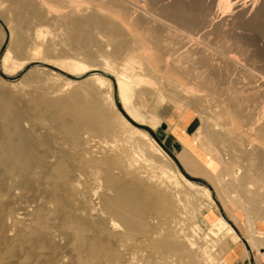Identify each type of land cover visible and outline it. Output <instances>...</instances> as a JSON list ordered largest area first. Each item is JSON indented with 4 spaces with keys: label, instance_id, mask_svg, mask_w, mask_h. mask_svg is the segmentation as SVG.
Instances as JSON below:
<instances>
[{
    "label": "rangeland",
    "instance_id": "obj_1",
    "mask_svg": "<svg viewBox=\"0 0 264 264\" xmlns=\"http://www.w3.org/2000/svg\"><path fill=\"white\" fill-rule=\"evenodd\" d=\"M140 1L141 0H81L80 2L83 3L82 5H88L87 7L91 6L95 9L100 8L99 10L108 11V13L118 15L119 17L110 20L112 25L110 29H101L100 31L89 30L87 34H81L75 31L73 34V32L69 33L70 31L67 30V27L54 21L61 7V5H59V0H41L40 5L42 7L40 6V8L42 9L39 8V10L42 13V18L40 21H37V19H34L26 12L21 14L20 20L17 19L14 12L11 10V1L0 0V107H11L20 115L21 128L25 131V134H27L26 139L29 144L32 143L30 145L35 146L36 157L34 155L31 158L36 160L38 159L37 157L40 156V158H42L45 155L48 161H52L44 168V171L43 169L37 168L36 170H38V172L36 174L35 169L29 167L30 169H28L25 177H17L12 181L10 179L6 180V176L0 173V264H78V245L73 234L74 224L71 218L76 221V224L88 226V230L84 232L85 238H90L97 234L99 238L103 240L109 256L99 260L96 264H176L169 256L152 253L147 244L148 241H146V239L144 240L141 235L137 234L132 237H123L124 228L121 222L117 219L113 222L112 218L102 213L104 209L103 205L100 199L93 195L94 191L96 192L98 188L100 190L102 188L104 189L105 186L103 183L100 185L98 184L99 186L92 184V181H90L92 171L90 172L83 167L84 162L82 158H85L84 155L88 156L89 153L106 155L108 152L112 154L113 151L111 152V149H109L112 148L110 147L111 144H113L111 145L113 147H118L116 148L118 152L127 149L124 142L125 140L122 139L124 135H121L122 130L119 127L118 120H116L117 116L111 101L105 103L103 111L111 121L114 133L103 134V132L101 133L100 130H97L95 133L90 132V134H88L89 131L83 129L84 133L81 132V130L75 137L67 134V129L73 126L76 120L80 118L81 111L79 110L82 109V105L84 103L88 104L100 101L101 96L108 95V91H111L112 101L121 116L129 122L131 126L149 134L151 139L157 143L159 148H161L166 155L167 162L170 163L176 171L178 169L187 180L199 187L207 188L210 191V197L208 198L203 189L198 188L192 190L178 175V179L183 185L179 199L175 194H167L166 197L169 199V204L166 205L159 196L147 195L145 203L148 207L147 215L148 217L154 218L156 222L153 229L154 232L166 233L170 231L173 233L174 231L184 230L185 234L188 233V235L193 238L202 236L203 240L200 239L201 241L197 243L199 248L196 246L193 248L195 252L194 250L191 251L192 257L194 261H196L195 264H204L203 259L200 254H198L200 253L198 250L201 249V245L202 247L205 246L204 237L209 233V228L217 217H222L226 221L228 226L233 229L234 236L219 241V238L209 234L210 238H207V240L210 239L208 240L209 242H218L217 246H215L216 249L213 251L216 257V262L214 264H225V261H227L226 251L230 247L232 241L235 242L239 239L240 233H243L248 240L247 225H249V223H257L255 224L256 228L258 227L260 232H264V222L259 221L258 215L247 211L234 201H228L224 198L222 191H220L218 183L215 180L219 170L211 164L212 160L209 159V156L205 153L201 146V142L196 140L198 136H201L200 134L196 135L198 128L201 127L199 117L193 119L189 130L190 137L179 136L184 146L181 147L178 153L169 152L162 142L159 141L154 131L162 122L157 116L161 111H166L169 114L172 113V121L167 120L170 130L172 124H174L173 130L176 127L181 130L184 129L186 126L181 123L179 117L183 115L186 116L187 114L184 110L179 109H181L180 107L182 106H186V100H189L194 94L193 96L203 99L202 102L205 106L207 105L208 114L214 117L218 114L221 115H218L219 122L225 129L231 128V126H229L231 125V120L229 119L235 112L242 118L244 124L243 132H245L246 135L244 134L243 137H241L242 139L239 141V144H241H238L237 148L229 149L230 147H227V143L222 141L213 146L214 150L218 149L216 151L219 152L220 149L224 152L223 154V152L220 151L221 155L224 156V160L228 162L230 159L231 161L233 154H238L239 151L241 155L248 158L251 155L250 152L253 151V146L261 144V142L258 143L255 140H257L256 134L262 129V126H264V17H262L264 16V8L261 7L264 5V1H262L263 4H261V0H253L254 2H252V0H216L215 2H213L214 0H205V8H203V10L205 9L206 13H203L204 11H201V13H203V16L206 15V19L203 16L202 18L205 19V23H207L209 20H212V16L213 18L215 17V19L206 24L205 39L200 38L202 36H197L196 32V35L187 31L182 32L183 30H178L177 27L170 22L160 20V16H157L158 14L155 15L154 12L147 11L148 8L146 6L144 7L142 3H139ZM186 1L188 2V0ZM190 2L191 0L188 3ZM255 2L258 3L256 4ZM250 4H252L251 7ZM259 4H261V6H259ZM206 6L208 8H206ZM256 7H259V10H256ZM48 8L51 10H47ZM209 9L216 12L212 14V11H210L209 13ZM248 9L252 10V12L255 10L258 14H262H259V16L256 14L257 24L256 21H254V17L256 16L250 18V20H253L252 22H255H251V24L248 22L249 19L247 20V18H245L246 15L243 16V12ZM53 10H55L54 13ZM49 11H51V13ZM249 12L250 11H247V13ZM45 13H47V16L44 17L43 15H45ZM208 13L210 15L212 14V16L210 17ZM142 14L147 16L148 21L141 20ZM245 21L246 24H244ZM213 22L215 24L216 22L217 24L220 22L218 25L224 28L220 27L221 29H219L217 25L215 27ZM247 22L250 26H246ZM127 24L131 27H136L140 32L139 34L143 32L140 37L146 38V40L148 39V44H151V46L154 44L153 42L158 40H162L160 41L162 44L167 40L168 42L164 44H171L173 48H180L174 52L167 50L162 51V53L165 52L163 55L167 53L166 58L167 55H169V58L172 57V59L174 57L173 60H178L179 66H182L181 73L172 71L176 74L174 75V73L170 71L171 74H169V76L174 80L178 79L181 81L180 83L184 85L183 87L186 88L188 93L184 92V96H182V94L178 95L180 93H176L177 95L174 93L173 88L175 87V83L171 81V83L168 82L167 78L161 79V75H163L164 72L167 74L165 69H153V67H149L146 62H139L138 60H135L136 63L128 62L131 56L128 55L130 54L129 51L123 52L121 50L118 51V53L116 52L117 50L114 48L115 43H123L130 40V31ZM150 27L151 29H149ZM159 27L162 28L160 31L158 30ZM213 27H215V29ZM164 28L166 31H164ZM168 31L176 34H170ZM160 32H162L161 35ZM167 32L171 36L168 35ZM38 33H42L43 35L41 34V36ZM112 35L117 37L114 38ZM181 35H186L188 37H182ZM166 36H169L168 39L170 41ZM172 36L177 40L179 37L178 41L180 43L174 39L172 41ZM196 36L198 38H196ZM185 38H190L186 41L187 43L184 41ZM177 44H179V46H177ZM186 44L192 46L188 47ZM19 45L23 46L22 48L26 50L22 51L23 49H19ZM193 45H195V47ZM35 48L38 49V51ZM10 49H12L13 58L10 61V68H8V71H5L1 61L2 57ZM198 49H202L201 52H207L208 55L210 54L215 64L214 68L208 64L203 66L198 63L200 59L198 58L200 56H196V54L198 55V52H200L196 51ZM186 50L188 51L186 52ZM177 52L178 54H176ZM24 53L26 54L23 55ZM186 55L188 57H186ZM189 56H193L195 60L197 58L198 64H196L195 60H192L193 58H190L192 62L187 60ZM178 58L182 60V63L179 62L180 60ZM62 61H78L77 63H83L84 67L81 64V69L79 68L78 71H76L77 68H73V71L71 69L72 67L68 70L67 68L70 66H62ZM226 61H231L233 66L225 65L227 64ZM46 62L57 67L48 66L45 64ZM222 62H224V64ZM17 63H20L22 66L18 68ZM104 63H109L112 68L109 64L107 65L109 67H107ZM185 63L187 66L186 70L183 69L186 68ZM193 63L195 65H193ZM180 64H184V66ZM123 65H127L130 71L133 72L131 84L135 87V90L137 89L136 92L134 91L135 95L132 100L133 102L131 101L133 104L131 102L128 104L125 102L121 103L122 98L120 99V92H118L119 88L116 83L114 68L116 70H121ZM197 65L201 67L197 69ZM224 66L228 67L225 68ZM183 72H185V74ZM94 77L108 81L109 86L104 87L106 90L103 88L101 90L102 93H99L98 84H96L97 81L93 80ZM110 85L111 88L108 89ZM141 92L143 93L141 94ZM238 92L241 97L238 96L236 99H239L240 104L242 103V109L239 111L235 109V111L230 102L239 95L236 94ZM139 93L142 96L139 95ZM137 95L139 97H137ZM233 96L234 98H232ZM179 102H181V106L177 105L180 104ZM48 103L54 105V109L53 107H47L52 106L51 104L48 105ZM58 103H60L62 107H56V105H60ZM98 112L99 110L93 111V113ZM202 116L205 117V112ZM214 117L212 118L213 122H215ZM228 117L229 119H227ZM163 124L166 125V123ZM63 127H66V131H64L65 128L63 129ZM218 129L216 133L217 131L218 133L222 131L220 128ZM259 137H261V135ZM242 140L243 144L245 143L244 145L242 144ZM104 143L105 146L107 145L106 148L103 145ZM89 146L92 147L90 148ZM95 146L99 148L96 147V149ZM128 147L130 148V146ZM238 147L240 148L238 149ZM148 148L150 147H147V151L149 152L150 150ZM237 149L238 152H235ZM150 155H152V153H150ZM47 156H49L50 159ZM51 156H53V159ZM58 158L62 159L64 162L65 168L62 169H65L66 173L62 169L59 170L64 172L65 176L66 174L67 176H73L75 174L79 176L80 173L83 174L79 177L82 180L80 184H78V187H72V189H70V187H68V180H61L63 179V177L61 178V174L63 175V173H60L58 169L57 171L54 168L55 160ZM157 158L158 157H156V159ZM203 158L210 161L202 165L201 161ZM240 162L238 166L247 165V162H243V160ZM33 166L32 167L35 168V165ZM49 167V174L46 176V168ZM80 169L83 172H81ZM139 169L140 167L138 170ZM142 170L140 169V171ZM147 170L148 169H146V171ZM40 171H42V175ZM53 171H55L56 176ZM56 179H58L57 182ZM84 183L87 185L85 184L84 186ZM51 199H53V201L55 200L54 203ZM179 200L182 205L178 203ZM94 209L96 210L94 211ZM37 210L42 214L43 224L45 225V229L43 230L36 228L34 223L35 216L38 213L35 214ZM85 255L86 253L82 251V256Z\"/></svg>",
    "mask_w": 264,
    "mask_h": 264
},
{
    "label": "bare ground",
    "instance_id": "obj_2",
    "mask_svg": "<svg viewBox=\"0 0 264 264\" xmlns=\"http://www.w3.org/2000/svg\"><path fill=\"white\" fill-rule=\"evenodd\" d=\"M10 1H11V10L14 12V15L17 19L20 20L21 14L23 12L30 14L34 19H37V21L38 20L40 21V19L42 18V13L39 10V8L41 6L40 5L41 0H10ZM80 1H77V0H59V3H60L59 5H61V7L58 10V13H57L58 15L54 18V21L61 24L62 26L67 27L68 28L67 30L70 31V32L68 31L69 33L73 32V34H74V32L76 31L77 33L79 32L81 34H87L89 30H95V31L96 30L100 31L101 29L107 30V29L112 28L110 20L113 18L119 17L118 15H113L111 13H108V11L99 10L100 8L95 9L91 6L87 7L88 5L87 6L82 5L83 3H81ZM85 1H87V0H85ZM189 1L190 0H188V2ZM209 1H207V2H209ZM215 1L216 0H214L213 2H215ZM262 1H264V0L260 1L261 4H263ZM188 2L186 0L185 1L184 0H141L139 3H142L144 5V7L146 6L148 8L147 11L149 10L152 13L154 12L155 15L158 14L157 16H160V20L170 22L171 24L175 25L178 30L179 29L183 30L182 32L187 31L189 33L191 32V34L192 33L195 34V32H196L197 36L198 35L202 36L200 38L203 39L205 37V29H206L205 27L207 26L206 24L209 21H212L213 19H215V17L213 18L212 14L215 13L216 11H213L210 9L208 10L209 13H210V11H212L211 15L208 13L210 15V17L212 16L211 17L212 20H209L210 19L209 18L208 19L209 21L207 23H205L206 22V20H205L206 15L205 14H204L205 16L202 15L203 13H206L205 9L203 10V8H205V0H191L190 3H188ZM207 2H206V4H207ZM252 2H254V1L252 0ZM247 3H246V5H247ZM215 4H217V3H215ZM261 4H259V6H261ZM44 5H45V3H44ZM251 5L252 4H250V7H251ZM83 6H85V7H83ZM261 7L264 8V5H262ZM206 8H208V7L206 6ZM248 8H249V6H248ZM40 9H42V8H40ZM49 9L50 8H48L47 10H49ZM56 9H58V8H56ZM251 9H253V8H251ZM255 9L259 10V7L258 8L256 7ZM54 11L55 10H53V13H54ZM201 11L202 12L204 11V12L201 13ZM247 11H250V12L247 13ZM49 12L51 13V11H49ZM243 13H244L243 16L246 15L245 18H247V20L249 19L248 22H250V24L253 21V20H250L251 17L256 16V14L258 16H259V14H261V13L258 14L257 11H255V10L252 12V10H249V9L245 10V12H243ZM43 16L44 17L47 16V13H45V15H43ZM141 16H142L141 17L142 21H148V18L146 15L142 14ZM202 16L205 19H203ZM243 16H242V18H243ZM262 17H264V16H262ZM256 18H257V16L254 17V19H255L254 21H256ZM46 19H47V17H46ZM260 19H261V17H260ZM44 21H45V19H44ZM149 22H151V21H149ZM167 22H165V23H167ZM248 22H247L246 26H250V25H248ZM259 22H258V24H259ZM219 23L220 22H218V24ZM252 23H255V22H252ZM218 24L216 22V24L214 26L216 27V25H217V27H219V29H221L223 26H221V25L219 26ZM244 24H246V21ZM256 24H257V21H256ZM228 26H229V24H228ZM127 27L130 31V40L127 42H123V43H119V42L115 43L114 48L117 50L116 52L118 53V51H121V50L123 52L129 51L130 54H128V55L129 56L131 55V56H130L128 62H135V60H138L139 62H146L149 65V67L151 66V67H153V69L154 68H159L160 70L162 68H163L162 70L165 69L167 71V74H165V72H164V74L161 75V79L167 78L168 82L171 81V82L175 83V87L173 88L174 93L175 94L180 93L178 95L182 94V96L185 95L184 92L188 93L186 88L183 87L184 85L182 83H180L181 81H179L178 79L174 80L171 78V76H169V74H171L172 71H175L176 73H178V72L181 73L180 71L182 69L181 68L182 66L181 67L179 66L178 60L177 61H176V59L173 60L174 57L172 59V57L169 58V55H167V58H166L167 53L165 55H163V53H165V52L162 53V51H167V50L174 52L179 47L173 48V45H171L170 43H169L170 45L164 44V43L168 42L167 40L163 44H162V42H160L162 40H158L156 42H153L154 44L152 43L153 45L151 46V44H148L149 43L147 41L148 39L146 40V38L140 37V35L142 36L143 32L141 34H139L140 32L136 27H133V26L131 27L128 24H127ZM161 27H159V29H158L159 31H160V29H162ZM215 27H213V28L215 29ZM260 28H262V27H260ZM149 29H151V27ZM174 29H175V27H174ZM148 31H151V30H148ZM164 31H166L165 28H164ZM168 32H167V34H168ZM207 32H209V31H207ZM221 32H223V31H221ZM161 33L162 32H160V35H161ZM232 33H233V31H232ZM41 34H39V35H41ZM170 34H174V33L171 32ZM170 34H168V35H170ZM183 34H185V33H183ZM152 35H154V34H152ZM112 36L114 38L117 37L115 35H112ZM147 36H149V35H147ZM173 36H172V41H173V39L177 40V39H175L176 37L174 36L175 38H173ZM179 36H180V34H179ZM197 36H196V38H198ZM143 37H144V35H143ZM168 37H167V39H168ZM186 37H188V36H186ZM186 39L187 38H185V40H184L185 42L188 41V39H190V38H188L187 40ZM236 39H238V38H236ZM178 40H179V37H178ZM180 41H181V39H180ZM182 42H183V40H182ZM241 44H242V42H241ZM186 45L188 46L189 44H186ZM177 46H179V44H177ZM187 46H186V48H187ZM190 46H192V45H190ZM190 46H188V47H190ZM193 46L195 47V45H193ZM22 47L23 46L19 45V49L21 48V50H22L23 49ZM180 47H181V44H180ZM11 50L12 49L8 50L7 53H5V55L2 57L1 62H2L3 69L5 71H8V68H10L9 67L10 61L13 58V54H12ZM21 50H19V51H21ZM25 50L23 49L22 51H25ZM36 50L38 51V49H36ZM201 50H199V49L196 50V51H200V52H198L199 53L198 55L196 54V56H200V57H198V58H200L198 60L199 61L198 63L200 65H203V66H205V64H208L214 68L215 64L212 60V57H210V54L208 55L207 52H206L207 54L205 52H201ZM203 50H204V48H203ZM187 51L188 50H186V52ZM39 52H40V50H39ZM168 53H170V52H168ZM192 53H193V51H192ZM25 54L26 53H24L23 55H25ZM176 54H178V52ZM255 54H256V52H255ZM128 55H126V56H128ZM246 56H247V54H246ZM186 57H188V56L186 55ZM190 58H193V56L192 57L189 56V59L187 58V60H190ZM181 59H182V57H181ZM258 59H259V57H258ZM106 60H108V59H106ZM192 60H195V58H193ZM192 60H190V61L192 62ZM181 61L182 60H180L179 62L182 63ZM195 61H196V64H198L197 58ZM77 62H75V61L63 62L62 66L68 65L70 67H68V66H67L68 68L65 67L68 70H69V68L72 67L71 68L72 70H73V68H75V69L77 68L76 71H78V69L81 67V64L83 65V67H84V64L83 63H77ZM222 63L224 64V62H222ZM45 64H47L48 66L57 67V66L52 65L48 62H46ZM108 64L104 63V65H106V66ZM180 65L184 66V64H180ZM193 65H195V64L193 63ZM225 65L229 66V65H232V63H231V61L230 62L228 61L227 64H225ZM12 66H13V63H12ZM17 66H18V68H20L22 65L20 63L19 64L17 63ZM109 66H110V64H109ZM109 66H107V67H109ZM185 66H186V63H185ZM110 67L112 68V66H110ZM199 67H201V66L197 65V69H199ZM227 67H225V68H227ZM183 69L186 70L187 66H186V68H183ZM197 69H195V70H197ZM168 72H170V73H168ZM172 73H174V72H172ZM183 73L185 74V72H183ZM114 74L116 76L115 77L116 83H117L118 88H119L118 92H120L119 93L120 99L122 98L121 103L125 102L128 104L129 102H131L133 100L135 92L137 90V89L135 90V87L131 84L132 78H133V72L130 71V69L127 65H123L121 70H119V69L116 70L114 68ZM141 74H142V72H141ZM138 75H139V73H138ZM174 75H176V74L174 73ZM188 75H190V74H188ZM156 76H158V75H156ZM196 78H197V76H196ZM190 79H191V76H190ZM93 80L97 81L96 84H98L99 93H102L101 90L104 87L109 86L107 80H103V79L95 78V77L93 78ZM182 81H184V80H182ZM159 83H160V79H159ZM204 85H205V83H204ZM195 87H197V86H195ZM110 88H111V85L108 89H110ZM142 93L143 92H141V94ZM195 93H196V91H195ZM107 94H108L107 96H101L100 101H98V102H92V103H88V104L84 103L82 105L83 106L82 109L79 110V111H81L80 118L76 120V123L73 126H71L69 128L67 127L68 128L67 134L69 136H73V137L77 136L81 130H82L81 132L84 133L83 129H85L86 131H89L88 134H90V132L95 133V132H97V130H100L101 133L103 132V134L114 133L113 125L111 124V121L106 116L105 112L103 111V107H104L105 103L111 101L113 108L115 110V114L117 116L116 120H118L119 127L122 130L121 135L122 136L124 135L123 136L124 138H122V139L125 140L124 142L127 146V149H124L123 151L121 150L120 152H118V150H116V148H118V147H113V146H111L113 144H111L110 147H112V148H109V149H111V152L113 151L112 154H109L110 152H108V150H107L108 153L106 155H102L100 153L93 154L92 151H91L92 154L89 153L88 156H86L82 153L85 156V158H82V161L84 162L83 163L84 169L89 170L90 172L92 171L91 172L92 176H91V180H90V181H92V184H94V185L99 184L100 185L101 183H103L105 186V188L104 189L102 188L101 190L98 188L99 190L97 189V191L96 192L94 191V194H93L94 196L98 197V199H100V201L103 205L104 209H103L102 213H104L106 216H109L110 218H112L113 222L115 219H117L121 222V224L124 228L123 237L127 238V237H132V236L137 235V234L141 235L142 238H144V240L146 239V241H148L147 244L149 246V249L152 251V253H158V254H162L165 256H169L170 258H172L174 260V262L176 264H195L196 261H194L191 251L194 250L193 248H195L197 246V243L199 241H201L200 239L203 240V237L200 236L199 238H193L192 236L188 235V233L185 234L184 230L174 231L173 233L170 231H167L166 233L154 232L153 229L155 227L156 222H155L154 218L148 217V215H147L148 214V207L145 204L146 203V196L147 195H157L162 199V201L166 205L169 204V199L166 197L167 194H175L179 199V195H180V192L182 191L183 185L180 182V180L178 179V175L181 177L182 181L186 185H188L192 190H196L198 188L203 189L205 195L208 198L210 197V191L207 188L199 187L196 184H193L192 182L187 180L184 177V175L178 169L176 171L170 165V163L167 162L166 155L161 150V148H159L157 143L153 139H151L149 134L131 126L129 124V122H127L121 116L119 111L114 106V103L112 101L111 91H108ZM141 94L139 93V95H141ZM198 94H199V92H198ZM200 94H202V93H200ZM236 94H239V92ZM193 95L191 97L189 96L190 97L189 100H186L184 98L187 101V105L185 104L186 106H182V107H180L181 109H179V110H184L187 115L186 116L183 115L180 117L178 115L177 116L181 120V123H183V125H185V126H187L195 117H199V120L201 122V127L198 128L196 135L200 134L201 136H198V138L199 137L200 138L199 139L197 138L196 140L201 142V146L204 149L205 153L209 156V159L212 160L211 164H213L215 166V168H217L219 170L218 174H216L215 180L217 181L218 186L220 188V191H222V193L224 195V198H226L228 201H234V202L240 204L247 211L258 215L259 221L264 222V126H262V129H260L258 131V133L256 134L257 140H255V141H257L258 143L261 142V144L255 145V146L252 145L253 151L250 152L251 155L248 158L244 157V155H241L240 151L238 152V149L241 147L240 146V147H238V149L236 151L234 150L235 152H238V154H233L231 161L229 159V161L227 162L226 160H224V158H223L224 156L221 155L220 151H222V150L219 149V152H220L219 153L218 151H216L218 149H216V150L213 149V146H215L218 142L222 141V142L227 143V147H230L229 149L237 148L239 141L242 139L241 137H243L244 134L246 135V133L243 132V130H244L243 125L244 124H243L242 118L237 114V112H235L234 115L230 116V119H229V117L227 118V119L231 120V125H229V126H231V128L229 127L230 129H225L224 126H221L222 124L219 122V116L218 115H220V114H218L216 117L208 114L207 113L208 108L206 107L207 105L205 106L203 104V102H202L203 99H201L200 97L198 98V97L193 96ZM238 96L241 97L240 94L237 95L235 98L233 96L232 98H234V100H232L230 102V104L232 105L234 110L237 109V111L242 109V106H241L242 103L240 104L239 99H236ZM137 97H139V96L137 95ZM246 99H248V98H246ZM204 101H206V100H204ZM181 102H179L180 104H177V105L181 106ZM50 104L51 103H48V105H50ZM58 104H60V103H58ZM112 105L110 104L111 107H112ZM60 106H61V104L56 105V107H60ZM47 107H49V108L53 107V109H54V105L47 106ZM183 107H185V108H183ZM0 108H1L0 109V173H2V175L4 174L6 176V180L10 179L12 181V180H15V178H17V177L18 178L25 177L28 169H30L29 167H31L32 169H35L36 174L38 172V170H36L37 168L41 169V170L43 169V171H44V168L47 167L50 164L49 162H52V161H50V160L48 161L47 158H45L44 154H43L44 157L40 158V156H39V157H37L38 159H36V160L31 158L35 155V146L30 145L32 143L29 144L27 139H26L27 134H25V131L22 130V128H21V120H20L21 117H20V115L17 112H15L11 107H9V108L8 107H0ZM177 108H179V107H177ZM94 110H99V112L93 113ZM209 111H211V110H209ZM204 112H205V117L202 116ZM213 117L215 118V122H213V119H212ZM244 123H245V121H244ZM64 128H65L64 131H66V127H63V129ZM218 128H220V130H222V131L219 133L217 131V133H216V130H219ZM118 131H120V130H118ZM98 133H100V132H98ZM86 134H87V132H86ZM260 135H261V137H259ZM91 137H92V134H91ZM73 141H74V139H73ZM250 141H252V140H250ZM98 144H99V142H98ZM122 144H123V142H122ZM242 144H243V140H242ZM103 145L105 146V143ZM186 145H188V144H186ZM106 146H105V148H106ZM128 146H130V148ZM96 147H98V146H95V148ZM147 147H150L148 149L151 152L147 151ZM96 149H94V150L97 151ZM243 149H244V147H243ZM58 152H60V151H58ZM100 152H101V149H100ZM102 153H103V149H102ZM150 153H152V155H150ZM223 154H224V152H223ZM53 156H51L52 159H53ZM35 157H36V155H35ZM47 157L49 158V156H47ZM78 157H79V155H78ZM156 157H158V158L156 159ZM230 158H231V156H230ZM241 160H243V162H247L246 164L248 166L247 165L246 166H244V165L238 166V164L241 163L240 162ZM55 161H56L55 164L54 163L53 164H54V168L56 170L65 168L64 162L62 159L58 158ZM209 161L206 160V158H203L201 161V164L204 165L206 162H209ZM72 163H73V161H72ZM138 163H139V165H138ZM33 165H35V168H33L34 167ZM80 166H81V164H80ZM139 167L141 170L143 169L144 171L143 170L140 171V169L138 170ZM51 168H53V167H51ZM46 169H47V175L46 176H48V174H49L48 169H50V167L46 168ZM81 169H80V171H81ZM146 169H148V170L146 171ZM29 171H31V170H29ZM63 171L65 172V169ZM41 172L42 171H40V174L42 175ZM50 172H52V171H50ZM53 172L56 176L55 171H53ZM61 172L62 171H60V173ZM64 172H62L63 175L61 174V178L63 177V179H61V180L67 179L69 182L68 187H70V189H72V187H78V184H80V181L82 180L79 177H80V175H83V174L80 173L79 176H76V174L73 176L72 175L67 176V174H66V176H65L66 172L65 173ZM81 172H83V171H81ZM33 173H34V171H33ZM77 174H79V173H77ZM76 177H78V178H76ZM50 178H51V176H50ZM45 180H46V178H45ZM57 180L58 179H56V182H57ZM4 184H6V183H4ZM4 184H3V186H4ZM85 184L86 183H84V186H85ZM94 189H96V188H94ZM78 190H79V188H78ZM85 191H86V189H85ZM98 199H97V201H98ZM51 201H53V199H51ZM54 201H53V203H54ZM178 203L180 205H182L180 200L178 201ZM51 204H49V205H51ZM95 210L96 209H94V211ZM40 211L38 212V210H37L35 212V214L37 212L38 213L35 216L34 223H35L36 228L43 230V229H45V225L43 224L42 214ZM71 219H72V222L74 224L73 234H74L75 240H76L77 245H78V247H77V249H78V254H77L78 264H96L97 262H99V260L107 258L109 256V253L107 252V250L104 246L103 240H101L99 238V235L96 234L90 238H85L84 232H86L88 230L87 229L88 226L87 225H81L78 223L76 224V221L73 218H71ZM250 219H252V218H250ZM254 221H255V218H254ZM247 222H249V221H247ZM255 224H257V223H255ZM255 224H253L251 222V223H249V225H247V228H248L247 233L249 234L248 242H249L250 246L254 250H256L259 254H264V234H260L257 231ZM231 233H232V230H229L222 238H219V241L224 240ZM208 237H209V235L206 234L204 237V240H205L204 245L205 246L202 247V245H201V249L198 250V251H200V253H198V254H200L201 258L204 261V264H209L208 259L211 256V254L213 253L214 249H216L215 246H217V244H218V242L216 243V241H210L209 242L208 240H210V239L207 240ZM217 241H218V239H217ZM147 244H146V246H147ZM82 251L86 253L85 256H82ZM194 252H195V250H194ZM196 252H197V249H196ZM196 255H197V253H196ZM195 259H197V258H195Z\"/></svg>",
    "mask_w": 264,
    "mask_h": 264
},
{
    "label": "crops",
    "instance_id": "obj_3",
    "mask_svg": "<svg viewBox=\"0 0 264 264\" xmlns=\"http://www.w3.org/2000/svg\"><path fill=\"white\" fill-rule=\"evenodd\" d=\"M171 114L172 113L169 114L166 111L159 112L157 116L162 122L156 129H154V131L159 141L162 142L164 147L169 152L178 153L181 150V147L184 146L179 136L190 137L189 130L191 128L193 120L185 127V129L181 130L176 127L177 129L175 128L173 130L174 124H172V128L170 130L167 124V120L172 121ZM163 123H166V125ZM179 159L181 161L180 157ZM229 230H232V233L228 235L224 240L231 236H234V231L228 226V224L222 217H217L212 226L209 228L208 235L211 234L213 237L222 238ZM257 231L260 234H264V232H260L258 230V227ZM226 257L229 264H264V254H259L257 251H255L250 246L246 236L243 233L239 234V239L237 241H232L230 247L226 251ZM208 261L209 264H214L216 262L214 253L211 254ZM227 261H225V264H228Z\"/></svg>",
    "mask_w": 264,
    "mask_h": 264
}]
</instances>
